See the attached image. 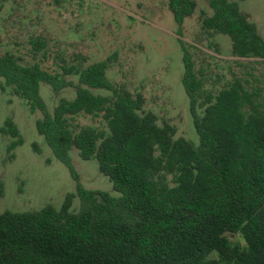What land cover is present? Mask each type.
I'll list each match as a JSON object with an SVG mask.
<instances>
[{"label": "trees", "instance_id": "16d2710c", "mask_svg": "<svg viewBox=\"0 0 264 264\" xmlns=\"http://www.w3.org/2000/svg\"><path fill=\"white\" fill-rule=\"evenodd\" d=\"M238 1L209 0L211 14L201 18V28L227 35L234 57L259 58L264 65V39ZM166 5L177 25L181 82L197 144L145 110L142 92L110 82V56L90 64L84 57L61 59L49 72L35 59L23 63L12 52L0 53V90L10 87L40 111L38 134L76 182L59 208L0 213V264H264V89L234 75L216 92L205 90L181 38L197 2ZM45 48L41 36L31 40L34 57ZM41 83L56 93L74 88V96L61 97L49 112ZM79 114L104 124L73 126ZM1 132L16 138L9 149L22 142L9 117ZM72 149L81 159H96L115 195L82 186ZM75 197L78 211L71 209Z\"/></svg>", "mask_w": 264, "mask_h": 264}, {"label": "rangeland", "instance_id": "374dc122", "mask_svg": "<svg viewBox=\"0 0 264 264\" xmlns=\"http://www.w3.org/2000/svg\"><path fill=\"white\" fill-rule=\"evenodd\" d=\"M196 2L194 13L184 21L181 38L192 55L195 71L202 76L204 89L216 92L234 75L264 89L262 61L234 57L227 35L205 33L201 18L211 14L209 0ZM238 3L264 39V0ZM37 36L44 38L46 48L34 57L31 40ZM5 51L19 56L23 63L35 59L49 72L59 69L61 59L75 63L84 57L85 64H90L110 56V82L125 83L132 92H142L145 110L174 124L177 136L198 143L181 82L183 64L177 25L166 0H0V53ZM69 79L77 82L75 77ZM74 92L70 87L56 93L48 84L40 85L49 112L61 97L71 99ZM96 92L108 94L105 90ZM201 112L199 109L198 114ZM8 117L22 138L13 149L9 145L16 138L1 132ZM39 118L40 111L32 110L25 99L12 94L10 87L0 90V213L35 211L47 204L59 208L65 196L76 191L69 168L38 134ZM70 121L73 126L104 124L100 117L85 114ZM70 157L84 188L116 194L109 178L99 172L95 158L81 159L75 149ZM79 207L80 200L75 197L71 209L78 211ZM230 238L240 240L235 235Z\"/></svg>", "mask_w": 264, "mask_h": 264}]
</instances>
